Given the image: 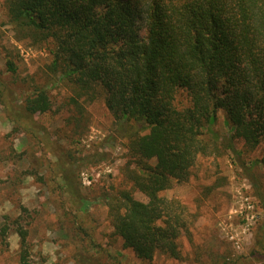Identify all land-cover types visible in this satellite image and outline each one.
Here are the masks:
<instances>
[{
  "label": "trees",
  "instance_id": "trees-1",
  "mask_svg": "<svg viewBox=\"0 0 264 264\" xmlns=\"http://www.w3.org/2000/svg\"><path fill=\"white\" fill-rule=\"evenodd\" d=\"M3 3L16 33L51 55L46 83H35L24 99L27 114L52 111V90L63 85L77 123L87 116L86 104L100 102L113 117L114 133L126 139L123 187L112 186L104 199L115 233L139 259L182 257L180 243L191 237L198 215L164 192L174 181H189L202 158L230 153L262 188L252 169L264 158L249 162L244 154L264 147V0ZM8 68L16 71L13 61ZM64 161V183L80 196L75 166ZM58 201L63 215L76 219ZM75 222L76 233L87 235ZM16 223L20 263L31 264L29 230ZM10 229L8 221L1 226L4 243ZM76 244L78 264H102ZM252 255H264V244Z\"/></svg>",
  "mask_w": 264,
  "mask_h": 264
},
{
  "label": "rangeland",
  "instance_id": "rangeland-1",
  "mask_svg": "<svg viewBox=\"0 0 264 264\" xmlns=\"http://www.w3.org/2000/svg\"><path fill=\"white\" fill-rule=\"evenodd\" d=\"M50 61L48 50L16 33L0 0V232L4 222L11 225L5 243L0 235V264H21L17 220L29 230L31 264H78L77 242L102 264H264V255H252L264 244V165L252 169L263 184L257 189L230 153L202 158L189 181H174L164 192L198 215L191 237L182 238L180 259L157 253L142 260L125 247L104 194L123 187L129 155L104 104H86L87 116L77 123L62 85L52 90V111L29 116L24 110L33 85L46 83ZM219 127L225 132L223 115ZM244 157L264 158V147ZM65 159L75 166L80 196L66 185ZM135 197L148 200L142 192ZM58 199L76 219L63 215ZM76 220L87 235L76 233Z\"/></svg>",
  "mask_w": 264,
  "mask_h": 264
}]
</instances>
